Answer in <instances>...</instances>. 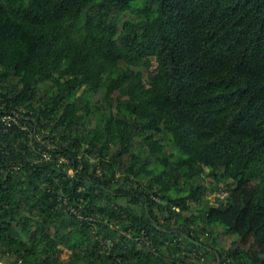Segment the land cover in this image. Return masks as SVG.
I'll use <instances>...</instances> for the list:
<instances>
[{
  "label": "trees",
  "instance_id": "obj_1",
  "mask_svg": "<svg viewBox=\"0 0 264 264\" xmlns=\"http://www.w3.org/2000/svg\"><path fill=\"white\" fill-rule=\"evenodd\" d=\"M205 256L264 264V0H0V264Z\"/></svg>",
  "mask_w": 264,
  "mask_h": 264
},
{
  "label": "rangeland",
  "instance_id": "obj_2",
  "mask_svg": "<svg viewBox=\"0 0 264 264\" xmlns=\"http://www.w3.org/2000/svg\"><path fill=\"white\" fill-rule=\"evenodd\" d=\"M156 66V61H155V59H154V61H153V68ZM149 76H150V72L148 71V72H146L145 74H144V80L146 81V82H148V80H149ZM84 90V88H82L81 90H80V93L82 92ZM95 123V118L94 117H90V124H94ZM218 194V192L217 191H215V192H210V193H208L207 194V198L210 200V203H213V202H215V198H216V195ZM197 206H201V204L199 203H197V202H194L193 201V209H194V207H197ZM191 213V211L189 212V214ZM204 236H205V234L204 233H202L201 234V237H203L204 238ZM236 238V236L234 235V234H232V233H225V232H223V231H220V235H219V239H218V247H224V248H228V247H230L231 245H232V242H233V240ZM0 261L1 262H6V259L5 258H1L0 257ZM202 264H218V261H217V259H215L214 257H212V256H205L204 258H203V260H202Z\"/></svg>",
  "mask_w": 264,
  "mask_h": 264
},
{
  "label": "built area",
  "instance_id": "obj_3",
  "mask_svg": "<svg viewBox=\"0 0 264 264\" xmlns=\"http://www.w3.org/2000/svg\"><path fill=\"white\" fill-rule=\"evenodd\" d=\"M16 117H17V116H14V115H12V114H7V115L4 116V119L7 120V121H9V120H11V119H15V120H17ZM47 157H49V156H47Z\"/></svg>",
  "mask_w": 264,
  "mask_h": 264
}]
</instances>
